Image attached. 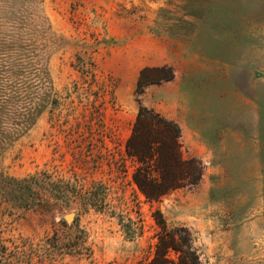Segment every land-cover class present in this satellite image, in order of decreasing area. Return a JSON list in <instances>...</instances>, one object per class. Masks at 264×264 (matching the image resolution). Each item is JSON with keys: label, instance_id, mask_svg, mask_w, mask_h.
Listing matches in <instances>:
<instances>
[{"label": "rangeland", "instance_id": "1", "mask_svg": "<svg viewBox=\"0 0 264 264\" xmlns=\"http://www.w3.org/2000/svg\"><path fill=\"white\" fill-rule=\"evenodd\" d=\"M179 93L202 176L149 202L126 143ZM156 209L264 264V0H0V264H146Z\"/></svg>", "mask_w": 264, "mask_h": 264}, {"label": "trees", "instance_id": "2", "mask_svg": "<svg viewBox=\"0 0 264 264\" xmlns=\"http://www.w3.org/2000/svg\"><path fill=\"white\" fill-rule=\"evenodd\" d=\"M180 136L181 129L175 121L153 108H140L126 143V152L138 162L133 180L149 202L160 201L163 196L186 185H197L201 179V162L182 157ZM33 180L31 177L29 182ZM153 216L159 229L152 246V257L146 264H202L188 227L171 225L160 209H156ZM132 225V220L125 224V233L130 239L138 234Z\"/></svg>", "mask_w": 264, "mask_h": 264}, {"label": "crops", "instance_id": "3", "mask_svg": "<svg viewBox=\"0 0 264 264\" xmlns=\"http://www.w3.org/2000/svg\"><path fill=\"white\" fill-rule=\"evenodd\" d=\"M118 36L120 38H122V50L123 53L125 55V21H123L121 27H120V31L117 32ZM118 39V37H116ZM169 97V95H167ZM184 97H182V93H179V96L172 98H169V101L166 102V106L163 107L160 111L161 113H163V115L169 119L175 120L177 122L180 123L184 133L187 132L188 126L186 125V114H187V106H186V99L184 98L185 101H183V103H180ZM181 105V106H180ZM181 107V108H180ZM183 110H185V112L183 113ZM179 113V112H181ZM193 130V129H192ZM192 132L193 135H199V133H197V131H189Z\"/></svg>", "mask_w": 264, "mask_h": 264}, {"label": "water", "instance_id": "4", "mask_svg": "<svg viewBox=\"0 0 264 264\" xmlns=\"http://www.w3.org/2000/svg\"><path fill=\"white\" fill-rule=\"evenodd\" d=\"M65 218H66L67 221L70 222V221L73 219V213H68V214H66V215H65Z\"/></svg>", "mask_w": 264, "mask_h": 264}]
</instances>
